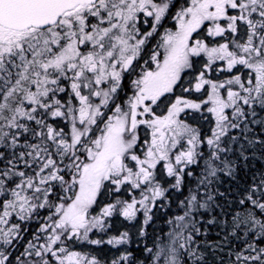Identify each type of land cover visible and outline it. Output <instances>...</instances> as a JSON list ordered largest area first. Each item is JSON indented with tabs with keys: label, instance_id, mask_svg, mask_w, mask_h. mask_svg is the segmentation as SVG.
Returning <instances> with one entry per match:
<instances>
[{
	"label": "snow or ice",
	"instance_id": "snow-or-ice-1",
	"mask_svg": "<svg viewBox=\"0 0 264 264\" xmlns=\"http://www.w3.org/2000/svg\"><path fill=\"white\" fill-rule=\"evenodd\" d=\"M257 151L264 0H0V264H135L113 221L145 238L172 191L139 264H209L204 224L242 239L227 264H264ZM242 172L229 223L218 184Z\"/></svg>",
	"mask_w": 264,
	"mask_h": 264
},
{
	"label": "trees",
	"instance_id": "trees-1",
	"mask_svg": "<svg viewBox=\"0 0 264 264\" xmlns=\"http://www.w3.org/2000/svg\"><path fill=\"white\" fill-rule=\"evenodd\" d=\"M256 155L259 158L250 159L249 167L252 169V171L259 172L261 170H264V156H261V153L259 151H257ZM246 182L247 178L245 177L244 172H242L239 181H231L228 178H223V181L218 184L219 191L224 193V195L217 197L221 205V208L217 209V214L222 216L223 219L227 220L229 223L231 222V217L234 214L243 211V206H240L238 204V200L240 199L239 193L243 190V186ZM182 198L183 197L180 193L172 191L169 193L171 205L167 208L157 207L156 209H154L153 222L148 226V235L145 238H140L138 235L140 222L143 219L142 216L139 217L137 222H135L134 224H129L128 222L123 221V231L127 230L130 234V243L123 246V248L132 253L135 264H139L140 260H145L143 252L145 245L147 244L148 246H151L152 238L157 233H161V230L168 229L167 220L179 211L177 204L178 201ZM32 227L34 228L35 225H32ZM112 230L111 233H113ZM202 230L207 231L206 237H198V240L201 241L202 247L203 241L207 240L209 244H219L223 248L222 251L219 247L216 249V251H213L211 248L205 249L207 252V259L209 261V264H227L228 260L230 259L229 251L235 250L243 242L242 239L237 240L232 237H229L225 242V230L222 229L219 225L204 224ZM117 232H115V234ZM77 248L84 252H91V254L98 256L104 261H110L111 258L117 254L116 249L107 245H104L100 248H96L94 246H77Z\"/></svg>",
	"mask_w": 264,
	"mask_h": 264
},
{
	"label": "rangeland",
	"instance_id": "rangeland-1",
	"mask_svg": "<svg viewBox=\"0 0 264 264\" xmlns=\"http://www.w3.org/2000/svg\"><path fill=\"white\" fill-rule=\"evenodd\" d=\"M117 230H118V232H122L123 231V220H121V219H115L114 221H113V233H111V234H115V232H117ZM117 232V233H118ZM108 246V245H107ZM96 249V248H95ZM78 250H80V249H78ZM117 250V249H116Z\"/></svg>",
	"mask_w": 264,
	"mask_h": 264
}]
</instances>
